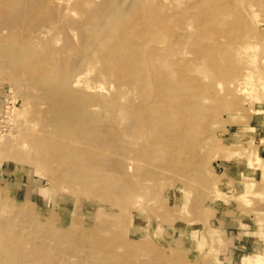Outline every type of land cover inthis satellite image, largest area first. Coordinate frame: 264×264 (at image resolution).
Returning <instances> with one entry per match:
<instances>
[{
  "label": "rangeland",
  "instance_id": "374dc122",
  "mask_svg": "<svg viewBox=\"0 0 264 264\" xmlns=\"http://www.w3.org/2000/svg\"><path fill=\"white\" fill-rule=\"evenodd\" d=\"M0 223L9 264H264V0H0Z\"/></svg>",
  "mask_w": 264,
  "mask_h": 264
},
{
  "label": "bare ground",
  "instance_id": "6f19581e",
  "mask_svg": "<svg viewBox=\"0 0 264 264\" xmlns=\"http://www.w3.org/2000/svg\"><path fill=\"white\" fill-rule=\"evenodd\" d=\"M58 1H59V0H58ZM80 2H81V1H80ZM92 2H93V1H92ZM84 3H85V2H84ZM86 3H87V2H86ZM79 4H80V3H79ZM77 7H78V6H77ZM79 9H80V7H79ZM81 11H82V8H81ZM47 67H48V66H47ZM41 89H42V88H41ZM33 91H34V90H33ZM46 98H47V97H46ZM30 99H31V98H30ZM43 101H44V100H43ZM51 103H52V101H51ZM47 107H48V106H47ZM42 111H43V110H42ZM45 115H46V113H45ZM33 148H34V147H33ZM36 158H37V157H36ZM36 160H37V159H36ZM52 166H53V165H52ZM8 207H9V206H8ZM0 224H1V223H0ZM3 224H4V223H3ZM35 225H36V224H35ZM4 226H5V225H4ZM1 227H2V226H1ZM1 227H0V230H3L4 227H3L2 229H1ZM5 228H6V227H5ZM4 230H6V229H4ZM0 232H1V231H0ZM2 232H4V231H2ZM5 232H6V231H5ZM5 232H4V233H5ZM8 232H9V231H8ZM6 233H7V232H6ZM37 233H38V232H37ZM7 234H8V233H7ZM31 234H32V233H31ZM50 234H51V233H50ZM10 235H11V234H10ZM12 235H13V234H12ZM33 235H35V234H33ZM1 236H2V235H1ZM3 236H4V234H3ZM35 236H36V235H35ZM38 236H39V235H38ZM29 238H30V237H29ZM54 238H55V237H54ZM5 239H6V238H5ZM8 239H9V238H8ZM18 239H19V238H18ZM44 240H45V239H44ZM3 241H4V240H3ZM6 241H7V240H6ZM6 241H4V242H6ZM31 241H32V240H31ZM13 242H14V241H13ZM58 242H60V241H58ZM8 243H10V242H8ZM6 244H7V242H6ZM15 244H16V243H15ZM62 244H64V243H62ZM59 245H60V244H59ZM38 246H40V245H38ZM6 247H7V246H6ZM11 247H12V246H11ZM11 247H10V248H11ZM17 247H18V246H16V248H17ZM25 247H26V246H25ZM40 247L42 248V246H40ZM40 247H39V248H40ZM43 247H44V246H43ZM46 247H47V246H46ZM46 247H45V248H46ZM14 248H15V247H14ZM35 249H36V248H35ZM42 249H43V248H42ZM3 250H4V249H3ZM14 250H16V249H14ZM20 251H21V250H20ZM42 251H43V250H42ZM42 251H41V253H42ZM1 252H2V251H1ZM17 252H18V251L16 250V254H14V252H13V254H14V255H17ZM45 252H46V251H45ZM8 253H9V252H8ZM60 253H61V252H60ZM5 254H6V253H5ZM98 254H99V253H98ZM0 255H1V254H0ZM2 255H3V254H2ZM14 255H13V257H14ZM18 255H19V254H18ZM18 255H17V258H18V260H19L20 258L18 257ZM94 255H95V254H94ZM8 256H9V254H7L6 257L3 255V256H2V258H3L2 261H4V257H5V258H6L5 261H4L5 263H8V264H9V263H12V262L14 263L15 260H14V261H11V260H12V259L10 260L11 257L9 258ZM11 256H12V254H11ZM90 256H91V255H90ZM97 256H99V255H97ZM13 257H12V258H13ZM95 257H96V255H95ZM8 258H9L10 262H9V261L7 262V259H8ZM88 258H89V257H88ZM14 259H16V257H15ZM18 260H16L15 263H17ZM2 261H1V256H0V262H2ZM28 261H29L28 263H30V260H29V259H28ZM39 261H40V260H38V262H39ZM19 262H20V261H19ZM19 262H18V263H19ZM22 262H23V261H22ZM25 262H26V261H25ZM63 262H64V261H63ZM5 263H2V264H5ZM44 263H45V262H44ZM64 263H65V262H64ZM104 263H106V262H104ZM188 263H189V262H188ZM190 263H191V262H190ZM19 264H21V263H19ZM23 264H24V263H23ZM39 264H41V263L39 262ZM98 264H99V263H98Z\"/></svg>",
  "mask_w": 264,
  "mask_h": 264
}]
</instances>
